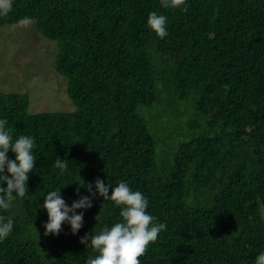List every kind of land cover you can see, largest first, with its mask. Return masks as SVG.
Instances as JSON below:
<instances>
[{"label":"trees","instance_id":"16d2710c","mask_svg":"<svg viewBox=\"0 0 264 264\" xmlns=\"http://www.w3.org/2000/svg\"><path fill=\"white\" fill-rule=\"evenodd\" d=\"M10 2L0 27L34 20L55 42L75 109L30 113L28 93L0 91V117L14 136H35L37 156L27 196L0 213L15 221L0 264H84L91 249L80 238L120 209L97 195L77 210V234L63 224L45 235L40 207L68 183L71 205L73 180L96 177L127 181L166 223L141 264H254L264 250V0H187L186 10L160 0ZM151 11L168 17L163 39L148 27Z\"/></svg>","mask_w":264,"mask_h":264},{"label":"clouds","instance_id":"9594fccd","mask_svg":"<svg viewBox=\"0 0 264 264\" xmlns=\"http://www.w3.org/2000/svg\"><path fill=\"white\" fill-rule=\"evenodd\" d=\"M186 3L187 0H160V6L164 9L186 10ZM10 8L9 0L0 14H6ZM147 24L159 38L163 39L168 35L167 15L151 11ZM35 148V136H14L9 121L0 117V213L10 210L17 198L27 196L29 174L36 168ZM9 151L15 154L14 159L9 157ZM54 167L61 174L69 171L68 164L63 159H56ZM73 182H77L76 194L79 198L73 200L71 205L61 195V189L69 183L53 188L44 195L40 207L46 209L48 214V219L44 222V234L59 235L63 224L70 225L72 234H77L83 226L84 217V211L77 210L91 208L93 197L99 195L104 201H110L120 209L119 217L111 225L102 224L80 238L86 249H91L84 264H141L139 258L145 254L150 243L158 239L161 231L167 230L166 223L159 222L148 211L149 199L141 191L133 189L127 181H119L113 185L110 180L105 183L103 179L96 177L93 182H86L82 178ZM80 187H86L90 195H81ZM14 227V217L0 214V242L9 237ZM254 264H264V250L258 252Z\"/></svg>","mask_w":264,"mask_h":264},{"label":"rangeland","instance_id":"374dc122","mask_svg":"<svg viewBox=\"0 0 264 264\" xmlns=\"http://www.w3.org/2000/svg\"><path fill=\"white\" fill-rule=\"evenodd\" d=\"M8 2L0 0V8ZM55 54V42L36 31L34 20L0 27V91L28 93L30 113L74 110ZM261 216L264 220V205Z\"/></svg>","mask_w":264,"mask_h":264}]
</instances>
